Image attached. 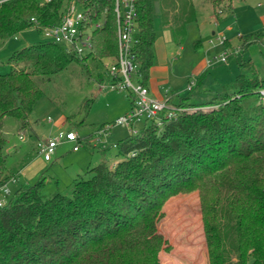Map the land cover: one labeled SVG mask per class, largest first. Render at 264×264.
<instances>
[{"label": "trees", "instance_id": "trees-1", "mask_svg": "<svg viewBox=\"0 0 264 264\" xmlns=\"http://www.w3.org/2000/svg\"><path fill=\"white\" fill-rule=\"evenodd\" d=\"M72 1L0 0V47L35 24L60 23ZM75 1L92 23L102 21L90 53L80 56L43 39L15 50L10 69L0 72V183L17 180L21 169L8 164L4 119L14 118L20 135L36 134L30 116L44 93L36 76L55 75L73 62L87 69L91 61L105 70L98 73L100 88L115 80L105 65L118 54L114 0ZM207 1L216 21L234 12L232 0ZM136 7L137 77L149 88L155 8L153 0H136ZM159 11L162 26L181 44L187 25L197 21L193 0H160ZM262 40L261 33L246 36L243 50ZM205 75L187 96L168 91V104L183 107L176 116L162 125L145 119L115 143L114 166L106 159L78 173L68 192L57 180L56 190L47 192L44 176L19 184L0 206V264H149L147 250L159 242L144 243L142 225L192 186L198 189L209 264H264V70L241 60L224 93L194 105L193 91ZM128 96L132 108L134 96Z\"/></svg>", "mask_w": 264, "mask_h": 264}, {"label": "rangeland", "instance_id": "rangeland-1", "mask_svg": "<svg viewBox=\"0 0 264 264\" xmlns=\"http://www.w3.org/2000/svg\"><path fill=\"white\" fill-rule=\"evenodd\" d=\"M159 1L153 0L154 24L156 39L161 41L160 39L165 38V31L161 24ZM203 1L195 0L201 15L198 13V21L187 25V33L182 42L184 49L179 50L174 42H165V51L169 57V86H173L181 96H187L189 92L184 88H187L192 79L196 81L197 77L191 73L197 63L222 54L228 58L227 62L207 67L202 83L214 93L204 97V92L200 91L202 85L198 86L193 94L197 90L201 93L194 99V105L206 104L218 93H224V85L231 83L239 72L241 60H252L264 70V0H234L233 14L222 21H215L210 17L212 5L207 0L204 2L208 5V13H202ZM258 33L263 34V40L243 50V39ZM220 38L226 39L225 44L220 43ZM43 39L46 38L35 27L27 28L16 37L8 39L0 47V72L10 69L7 61L15 50ZM198 39L202 40L204 49L194 47L193 43ZM105 60L108 62L112 59ZM102 71H105L104 68L97 67L91 61L87 69L73 62L55 75L36 76L35 80L44 92L30 116L36 134L27 131L20 135L17 121L12 117L4 119L3 130L8 139L5 152L10 167L22 168L34 158L43 160L41 153H38L37 139L47 141L60 129L74 130L80 135L78 151L73 150V143L60 144L47 167L37 178L27 180L28 183H33L44 175L49 182L47 192L56 190L53 180L59 182L62 191L68 192L78 173H87L89 168L102 160H111V166L119 160L113 144L131 131L127 125H113V122L129 112L131 101L126 90L111 89L108 85L100 88L98 73ZM184 74L188 76L185 77ZM133 80L136 81L135 76ZM178 108V112L183 110V107ZM61 119L66 122L63 127L58 128L57 123ZM141 124L136 123L134 130H139ZM102 125L105 128L99 132L98 127ZM18 180V183L11 185L13 190L19 184L27 183L20 173ZM199 207L198 189L192 186L170 198L159 212L142 225L144 243L159 242L147 250L149 264H209Z\"/></svg>", "mask_w": 264, "mask_h": 264}, {"label": "built area", "instance_id": "built-area-1", "mask_svg": "<svg viewBox=\"0 0 264 264\" xmlns=\"http://www.w3.org/2000/svg\"><path fill=\"white\" fill-rule=\"evenodd\" d=\"M116 13V34L118 54L113 60L105 65L115 79L107 84L111 89L126 90L134 96V105L128 113L119 116L113 125H127L131 132H135L134 125L145 119H153L158 125H162L165 119L177 115L179 108L168 104V89L165 97L158 99L151 95L149 88L138 80V65L136 63L135 46L137 43L136 32L138 29L136 0H114ZM36 21V20H35ZM102 25V21L91 22L87 9L73 0L64 10L62 20L54 25L35 24L34 27L41 31L44 37L66 46L67 50L73 51L80 56L87 55L93 48V31ZM220 43L225 44L226 39L220 38ZM225 54L206 59L207 67L218 63L227 62ZM135 76L136 81L133 80ZM195 84L192 79L188 84L190 90ZM80 135L74 131L59 130L50 136L47 141L39 140L37 147L42 157L50 161L56 148L62 143H73V150H78ZM115 146V143L113 144ZM10 182L0 183V206L5 205L13 189Z\"/></svg>", "mask_w": 264, "mask_h": 264}, {"label": "crops", "instance_id": "crops-1", "mask_svg": "<svg viewBox=\"0 0 264 264\" xmlns=\"http://www.w3.org/2000/svg\"><path fill=\"white\" fill-rule=\"evenodd\" d=\"M206 1V0H204ZM203 1L202 6H201V11L203 13L206 12V14L208 13V5ZM194 2V6L196 9V13H197V21H198V9L196 8V3L195 0H193ZM233 3V8H234V0H232ZM200 11V12H201ZM212 14L210 15V17L216 21L215 17H214V12H213V7H212ZM201 15V13H199ZM163 30L165 31L164 34V40L160 39L161 41H158L156 39L155 41V62L151 68L150 71V79H149V90L152 96L158 98V99H163L165 97V91L168 90H173L175 92H177L176 90L173 89V86H169V57L165 51V42H175L171 31L168 28L163 27ZM214 33V32H213ZM177 44V43H176ZM179 50L184 49V46L181 44H177ZM198 48H203L204 49V45L203 43L198 44L197 46ZM173 59L176 60V56L173 55ZM208 68L206 65V58L205 60H202L201 62L197 63V65L194 67L193 72L191 73L192 75L195 74L196 77H198L200 74L202 73H207ZM184 76H188L187 74H184ZM201 89L200 91L204 92V97L211 95L212 93H214V91H212L211 89H209L207 86H205V84L203 85V83L201 84ZM185 90H188V86L187 88H184ZM197 90V93L194 94L195 98L197 97V94L200 92ZM178 93V92H177ZM201 93V92H200ZM179 94V93H178ZM202 95V94H201ZM131 109V107H130ZM67 120V119H66ZM66 121L65 120H60L57 124L58 128L63 127ZM61 130V129H60ZM40 139H37L36 142H38ZM37 145V144H36ZM80 149V148H79ZM78 149V150H79ZM78 150H74V151H78ZM35 153H37V149H35ZM38 153L40 154L39 150ZM47 163L48 161L46 160H40L37 158L34 159H30L19 171L20 175L22 178H24L26 180V182H28L27 180L30 179H34L37 178L39 176V174L41 173V171H43L46 167H47ZM44 176V175H43ZM18 176H17V180L15 183H18Z\"/></svg>", "mask_w": 264, "mask_h": 264}]
</instances>
